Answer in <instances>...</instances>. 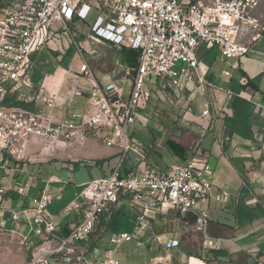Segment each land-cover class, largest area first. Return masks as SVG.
<instances>
[{
    "label": "built area",
    "instance_id": "built-area-1",
    "mask_svg": "<svg viewBox=\"0 0 264 264\" xmlns=\"http://www.w3.org/2000/svg\"><path fill=\"white\" fill-rule=\"evenodd\" d=\"M0 8V168L8 157L24 161L32 143L42 145L44 152L73 142L96 138L107 147L117 148L122 158L137 155L138 144L129 128L141 118V109L152 99V82H168L177 98L190 90L189 84L199 79V88L206 87L200 70L199 50L202 46L219 49L224 59L241 57L252 45L264 38V0H8ZM97 13L89 27L92 42H109L138 53L137 66L126 69L131 87L125 89L119 78L102 82L81 56L82 45L76 46L80 58V75L87 77V90L76 88L74 95L86 97L82 110L60 117L63 105L55 95L43 92V83L34 80L35 55L51 46L68 24L85 23ZM97 54L95 51L90 52ZM120 72V71H119ZM227 74H229L227 72ZM153 78H155L153 80ZM20 101L31 106L13 105ZM190 110V109H189ZM209 113V108L203 115ZM138 158V169L122 172L121 165L100 178L83 184L75 200L65 208L77 213L79 221L71 225L69 234L56 233L57 225L46 212L53 196L44 190L20 209L0 210V231L20 236L29 244L33 264H51L53 256L63 254L69 264L74 258L80 264H120L117 248L152 230L151 219L159 213L173 211L181 222L202 237L203 250L219 247L218 240L208 233L209 211L201 205L212 198L213 168L206 156L195 155L182 163H173L167 170L144 165ZM24 186L19 189L25 194ZM0 187V202L4 193ZM136 209L137 223L132 233H110L101 259L89 260L88 240L103 218H109L120 201ZM9 221L26 224L29 233L7 230ZM155 236L167 249L179 247L181 240ZM40 238L30 241V234ZM56 244V245H55ZM153 264H171L156 260ZM257 264L264 260L257 259Z\"/></svg>",
    "mask_w": 264,
    "mask_h": 264
},
{
    "label": "crops",
    "instance_id": "crops-1",
    "mask_svg": "<svg viewBox=\"0 0 264 264\" xmlns=\"http://www.w3.org/2000/svg\"><path fill=\"white\" fill-rule=\"evenodd\" d=\"M7 2L0 0V8L6 7ZM199 57L206 87L204 90L199 88L197 77L189 84V87L196 88V94L187 100L191 92L185 90L177 104L176 125L170 133L159 135L154 129L157 126L149 121L146 124L151 131L149 135L142 133L138 138L137 132L133 131L138 144L137 155L122 158L117 148L105 146L112 150V156L95 166L107 175L118 165L124 173L134 172L138 169L136 165L141 154L145 156L141 167L146 165L167 170L173 163H182L195 155L206 156L213 168L212 198L201 207L209 211L208 233L218 240L219 247L203 250L200 234L178 222L173 211L167 215L159 213L151 219L152 230L134 238L145 243L150 251L147 260L136 264H153L156 260L171 264H257V259L264 260V38L256 41L251 51L241 57L224 59L219 49L213 46H202ZM72 69L59 64L53 72H42L38 78L43 83V92L55 95L62 103L60 117L82 110L85 105L82 101L74 107V92L79 86L77 82L72 88L67 86ZM83 98L86 101V97ZM206 107L209 113L203 115ZM169 141L177 146L176 151L170 148ZM161 162V167L153 165ZM83 165L91 164L35 162L20 166V161L8 157L6 165L0 168V187L5 189L0 210L8 214L10 210L28 205L31 198L40 197L44 190H48L53 196L51 210L56 212L52 218L57 225L56 233L61 236L69 234L71 225L81 219L83 209L77 213L65 208L77 198L81 191L78 186L91 180L76 182L75 172ZM49 170L52 173L47 174ZM21 186L26 187L24 195L19 192ZM5 203L16 204V207H1ZM126 203L120 201L107 221L113 216L116 221L119 207ZM176 222L179 227H169L170 223ZM10 229L29 233L26 224L17 226L12 221L7 224V230ZM173 231L181 240L179 247L167 249L155 238L158 235L174 237ZM14 234L20 239L18 234ZM29 237L31 242L40 241L32 233ZM88 244L91 248L90 238ZM97 245L99 248L102 246L100 243L95 245V251L87 255L89 260L103 257V250H99Z\"/></svg>",
    "mask_w": 264,
    "mask_h": 264
},
{
    "label": "rangeland",
    "instance_id": "rangeland-1",
    "mask_svg": "<svg viewBox=\"0 0 264 264\" xmlns=\"http://www.w3.org/2000/svg\"><path fill=\"white\" fill-rule=\"evenodd\" d=\"M96 15L97 13L93 12L85 23L77 21L69 23V32L62 34L51 46L44 47L43 50L35 55V77L40 78L42 72H53L54 69L61 64L66 69L73 68L67 80V86L69 88L74 87L76 82L79 87L88 88L89 81L87 77L80 75L77 71L81 64V60L75 55L76 46L82 45L84 47V52L81 58L89 64L91 71L99 80L108 81L109 79L119 78L122 80V83H124L125 89L131 87V79H133V77L128 75L130 79L126 78L127 75L125 70L128 68L133 70V68L137 66L138 54L135 50L115 46L109 42H92L88 38V30L93 24ZM72 42H74L75 51L73 55H66ZM91 51H95L97 54L92 55L90 53ZM154 79L155 78H153V80ZM151 87L153 96L146 107L141 109L140 123L137 121L129 128L130 131L135 130L137 132L138 138H141L142 133L150 134L151 131H149V128L147 129L146 126L149 121L157 126L154 127V129L162 136L163 133H170V130L174 128L177 122V104H179V98L174 94L168 82L158 79L152 82ZM75 101L76 104L74 107H77L82 101L85 102V99L77 96ZM140 124H142V126ZM161 128H163V130ZM155 134L154 132V135ZM167 134L165 136H167ZM41 148L42 145L32 143L27 159L20 161V166L35 162H64L66 164L77 162L91 164L83 165L80 169L77 168L75 180L78 183L83 180L100 178L107 175L99 166L95 165L102 164L99 163L100 160H106L112 156V150L107 149L102 141L96 138H90L85 142H73L67 146H58L44 152L41 151ZM148 161L151 162V158H149ZM114 163L116 164V161H114ZM161 164L162 162L160 164L153 163V165H158L160 167ZM122 170L124 169L122 168ZM82 187L83 184H80L78 190L80 191ZM1 207L12 208L16 207V204L5 203L4 206L1 205ZM54 213L56 212H53L49 206L46 214L50 218H53ZM136 223L137 213L135 208L126 203L119 207L116 221L109 231L106 229L107 227L105 225H99L97 227L90 237V245L95 247L96 244L100 243L102 246L99 248L97 245V247L99 250H103L111 231V233H119L122 231L132 233L135 230ZM179 225L178 222L170 223L169 227H179ZM94 247H91L89 251L94 252ZM149 256V248L138 239H133L130 242L121 244L116 252V258L119 260L120 264H136L139 261L143 263V261H145L144 259L147 260ZM74 262L80 264L82 259H79V257L77 259L74 258ZM50 263L69 264L64 260L62 253L53 256ZM0 264H33V253L30 248V243L23 244L14 233L0 231Z\"/></svg>",
    "mask_w": 264,
    "mask_h": 264
},
{
    "label": "trees",
    "instance_id": "trees-1",
    "mask_svg": "<svg viewBox=\"0 0 264 264\" xmlns=\"http://www.w3.org/2000/svg\"><path fill=\"white\" fill-rule=\"evenodd\" d=\"M131 50H132V49H131ZM74 51H75V45H74V42H72V44L70 45V47L68 48V50H67V52H66V55H67V54H71V55H73ZM137 54H138V53H137ZM136 64H137V63H136ZM66 67H67V66H66ZM34 80H35V81H38V78H37V77H34ZM12 104H13V105H19V106H26V104H25L24 102H20V101L13 102ZM168 144L170 145V148H172V150L176 151L175 148H177V146H176L173 142L169 141ZM108 160H109V159H106V160H100L99 163H105V162L108 161ZM49 163H50V165H51V164L54 165V164H58L59 162H49ZM73 164L77 165L78 163H77V162H73ZM29 165H30V164H28V166H29ZM54 168H56V166H54ZM113 169H114V168H113ZM50 173H52L51 170H49L47 174H50ZM114 222H115V218H114V216H113V217H112L110 220H108V221H107L106 218H103V219L101 220V222L99 223V225H105L106 227L110 228L111 226H113ZM108 228H107V229H108ZM91 247H94V246H91Z\"/></svg>",
    "mask_w": 264,
    "mask_h": 264
}]
</instances>
